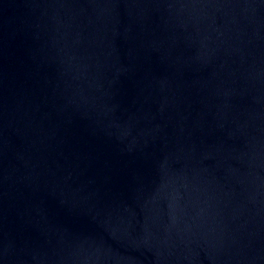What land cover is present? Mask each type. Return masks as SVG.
Listing matches in <instances>:
<instances>
[{"label": "water", "instance_id": "95a60500", "mask_svg": "<svg viewBox=\"0 0 264 264\" xmlns=\"http://www.w3.org/2000/svg\"><path fill=\"white\" fill-rule=\"evenodd\" d=\"M0 85L149 264H264V0H0Z\"/></svg>", "mask_w": 264, "mask_h": 264}]
</instances>
